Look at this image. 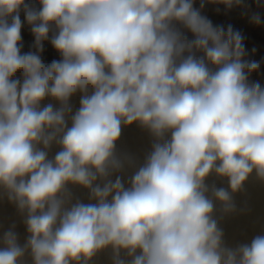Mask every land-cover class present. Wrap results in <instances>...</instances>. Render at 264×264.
<instances>
[{
	"label": "clouds",
	"instance_id": "clouds-1",
	"mask_svg": "<svg viewBox=\"0 0 264 264\" xmlns=\"http://www.w3.org/2000/svg\"><path fill=\"white\" fill-rule=\"evenodd\" d=\"M209 8L264 30V0H0V264H264V57Z\"/></svg>",
	"mask_w": 264,
	"mask_h": 264
},
{
	"label": "bare ground",
	"instance_id": "bare-ground-1",
	"mask_svg": "<svg viewBox=\"0 0 264 264\" xmlns=\"http://www.w3.org/2000/svg\"><path fill=\"white\" fill-rule=\"evenodd\" d=\"M249 2H251V0H249ZM208 14L216 23H232L234 27L245 34V42L249 52H251L252 48L256 49L254 58L260 59L264 57V30H253L248 25L247 19L241 17L240 10H234L228 16H224L223 14H216L213 8H209ZM126 137L130 145H136L139 143L140 133L137 129L133 128L126 132ZM253 194L257 201L258 210L264 208V193L254 192ZM238 223L243 225L246 221L241 220Z\"/></svg>",
	"mask_w": 264,
	"mask_h": 264
}]
</instances>
